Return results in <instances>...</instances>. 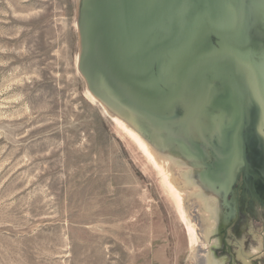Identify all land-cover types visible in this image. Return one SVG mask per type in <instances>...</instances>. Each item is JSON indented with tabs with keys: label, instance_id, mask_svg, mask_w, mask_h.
<instances>
[{
	"label": "rangeland",
	"instance_id": "obj_1",
	"mask_svg": "<svg viewBox=\"0 0 264 264\" xmlns=\"http://www.w3.org/2000/svg\"><path fill=\"white\" fill-rule=\"evenodd\" d=\"M206 1L0 0V264H264ZM214 10L264 169V0Z\"/></svg>",
	"mask_w": 264,
	"mask_h": 264
},
{
	"label": "water",
	"instance_id": "obj_2",
	"mask_svg": "<svg viewBox=\"0 0 264 264\" xmlns=\"http://www.w3.org/2000/svg\"><path fill=\"white\" fill-rule=\"evenodd\" d=\"M214 1L215 0H207L206 1V12H207V16H208V19L210 21V24H211L213 30L215 31L217 36L220 37L229 46V48L231 49L232 54H233V72H232V74H228V76L232 77L234 79L235 84H236L237 95H238L239 100H240L239 127L237 130V133H238L237 136L239 138L240 150H241V154H242V165H243L242 171L245 170V172H247L249 170V162H248V158H247L246 140H245V134H244L245 127H246L247 102H246L245 94H244L243 89H242L241 80H240L239 75H238L239 54H238V50H237L235 43L232 42L229 39V37L227 36V34H225L217 25V22L215 19V13H214L215 12ZM104 9H105V7H104ZM105 30H106V28H105ZM105 30H104V32H105Z\"/></svg>",
	"mask_w": 264,
	"mask_h": 264
},
{
	"label": "flooded vegetation",
	"instance_id": "obj_3",
	"mask_svg": "<svg viewBox=\"0 0 264 264\" xmlns=\"http://www.w3.org/2000/svg\"><path fill=\"white\" fill-rule=\"evenodd\" d=\"M247 158H248V162H249V170L247 172H245V170L242 171V177H241V183H240L241 185L237 189L235 196L232 200L235 203V207H236L235 210L240 209V211H242V209H241L243 206L242 204L245 203L246 204L245 210L248 209L250 212L254 213L253 212L254 210L252 209L254 207V208H256L257 212H260L261 215H264V209H262L258 206V202H257L258 197L255 196L256 192L254 189V182H256V181L259 182L264 187V169H263V167L261 169H259V167L255 168L254 164L252 163V162H254V160L250 154H247ZM253 168H255V169H253ZM262 197L263 196L260 195L259 198L262 199ZM263 199H264V197H263ZM252 203H256L257 206L254 205L252 207V205H251ZM236 213H240V212L237 211ZM256 246H258V245H256ZM259 258H260V260H257V258H253L252 260H249V261L253 262V263H258L260 261H264V256H261ZM229 261H230V263H232L233 257Z\"/></svg>",
	"mask_w": 264,
	"mask_h": 264
},
{
	"label": "bare ground",
	"instance_id": "obj_4",
	"mask_svg": "<svg viewBox=\"0 0 264 264\" xmlns=\"http://www.w3.org/2000/svg\"><path fill=\"white\" fill-rule=\"evenodd\" d=\"M196 83V82H195ZM91 94H92V97L94 99H97L98 98V94L96 93V91H94L93 89H91Z\"/></svg>",
	"mask_w": 264,
	"mask_h": 264
}]
</instances>
